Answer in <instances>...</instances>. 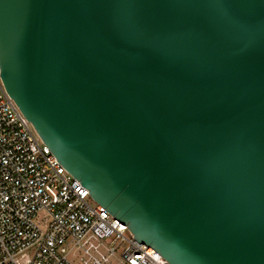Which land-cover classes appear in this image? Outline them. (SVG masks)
Here are the masks:
<instances>
[{"label": "water", "instance_id": "1", "mask_svg": "<svg viewBox=\"0 0 264 264\" xmlns=\"http://www.w3.org/2000/svg\"><path fill=\"white\" fill-rule=\"evenodd\" d=\"M0 81L136 243L264 264V0H0Z\"/></svg>", "mask_w": 264, "mask_h": 264}, {"label": "built area", "instance_id": "2", "mask_svg": "<svg viewBox=\"0 0 264 264\" xmlns=\"http://www.w3.org/2000/svg\"><path fill=\"white\" fill-rule=\"evenodd\" d=\"M0 264H167L90 199L1 81Z\"/></svg>", "mask_w": 264, "mask_h": 264}, {"label": "rangeland", "instance_id": "3", "mask_svg": "<svg viewBox=\"0 0 264 264\" xmlns=\"http://www.w3.org/2000/svg\"><path fill=\"white\" fill-rule=\"evenodd\" d=\"M42 215V214H41ZM41 215L39 214V215H37V217H38V219L41 217Z\"/></svg>", "mask_w": 264, "mask_h": 264}]
</instances>
